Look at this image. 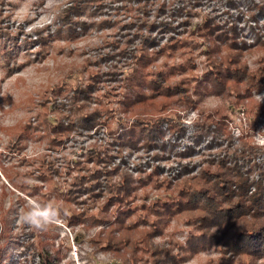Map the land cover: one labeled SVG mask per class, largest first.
Returning a JSON list of instances; mask_svg holds the SVG:
<instances>
[{
    "label": "rangeland",
    "instance_id": "1",
    "mask_svg": "<svg viewBox=\"0 0 264 264\" xmlns=\"http://www.w3.org/2000/svg\"><path fill=\"white\" fill-rule=\"evenodd\" d=\"M216 65L243 66L247 75L213 89L204 77ZM171 66L177 93L145 98L149 88L136 75L153 72L159 81L157 71L166 76ZM257 95H264V0H0V263L38 264L43 250L58 264H225L219 246L187 245L197 231L188 215L162 221L157 235L140 219L150 220V208L175 195L181 180L223 173L219 162L260 176ZM146 115L159 118V134L133 141L131 126ZM242 147L256 153L242 160ZM123 178L135 188L125 208L135 207L120 225L121 210L108 198ZM26 196L54 201L66 215L48 231L30 230L18 223ZM108 235L139 246L107 248Z\"/></svg>",
    "mask_w": 264,
    "mask_h": 264
},
{
    "label": "trees",
    "instance_id": "2",
    "mask_svg": "<svg viewBox=\"0 0 264 264\" xmlns=\"http://www.w3.org/2000/svg\"><path fill=\"white\" fill-rule=\"evenodd\" d=\"M148 41L149 39L146 40V42ZM176 45L177 42L176 44H171L170 48ZM164 49L165 48L162 47L156 52L163 53V51H165ZM168 53L170 52L168 51ZM146 57L152 58L153 56L147 55ZM154 59L156 58H152L151 61ZM172 67L175 68L171 66L166 76L163 75V73L167 72L157 71L156 74L158 75L159 73V76H162L159 81L152 76L154 75L153 72L147 71L144 76L140 78H138V74L136 75L135 81L137 83L139 81H144L147 85L146 87L149 88V92L146 94L145 98L152 100L155 99L157 95L168 94L172 96L177 93L174 87H178L177 85L179 82L174 80L170 81L169 79V76L172 74ZM215 68L216 70H211L209 72L213 73V76L206 73L204 80L211 83L212 86H214L212 88L217 90L221 89L225 91L227 79H235V75H238L236 77L242 79L247 75L243 66L239 65L233 68L225 66L223 69L216 65ZM180 69H182V67ZM181 80L182 82H186L187 78ZM187 98L190 99L189 97ZM139 99L136 98L134 101L132 100L130 104H133V102ZM142 99L143 98H141V100ZM191 101L192 100L189 102ZM134 105L135 104L130 106ZM147 117L148 119L137 118L136 121L138 122L131 126L130 137L133 141L138 140L140 137L146 140H153L151 136L159 134L157 125L158 122L160 123L159 118L146 115V118ZM206 118H208L209 121L208 126L214 123L213 116L208 115ZM148 120L151 121V123L145 124L149 122ZM136 128H138V131L134 130ZM138 132L140 134H138ZM239 152L241 153L240 156L243 155V159L239 155H236L237 157L235 156L234 158L235 162L238 161L237 159L245 160L244 158L248 159L252 157V155L256 153V149L245 148ZM242 152H244V154L246 152L247 154L244 155ZM220 166L226 168L223 173L219 171L209 172L208 170H202L199 176L195 175L190 177L192 180L189 181L188 178H185L179 183L174 184L176 194H171V196L163 200L161 204L150 208V211L147 212V214L151 213L153 216L150 220L141 218L140 221H149L151 225H154L155 227H153V229L156 230L153 233L157 235L164 230L165 225H160L162 221L163 223L168 221L171 216L178 217L188 215L186 220L191 221L193 226L197 229L194 233L192 232V236L186 241L191 249L193 247L192 250H198L199 246L204 248L207 245L214 244L215 246H219V251H222V254L226 255V259L224 258L225 264H264L257 262L252 263L250 260L237 262V258L243 254H248L250 259H264V167L261 166L260 176L257 179H253L240 170L239 163L228 166L225 161H222L218 164L219 168ZM193 184H195V186ZM112 185L113 186L109 187L111 194L108 198L112 201L108 202V205L114 203L117 205L116 208H119L117 211L121 210L115 214V218L117 219L116 222L121 225L126 218L131 217L132 214L130 215L129 212L134 211L135 206L128 208H125V206L131 201L129 196L134 195L135 188L130 178L126 180L123 178L121 182H114ZM143 208L145 209V207L142 206V209ZM77 215H83V212ZM138 221L139 220L136 222L135 220L132 224H136ZM144 239L145 238L142 239L143 242ZM105 241L107 248H113L114 245L117 247L119 244L122 245V243L130 245V238L125 235L122 237L108 235L105 237ZM136 242L135 240V243ZM204 242H206V244H204ZM135 243L130 246H139L135 245ZM143 248L145 249L146 246L144 245ZM38 253V264H58L56 257L52 253H46L43 250H40ZM134 253H132L133 262L141 261V257L138 255L136 256ZM146 263L147 262H143V264ZM167 263L168 259L159 260L155 258L152 260L151 264Z\"/></svg>",
    "mask_w": 264,
    "mask_h": 264
},
{
    "label": "clouds",
    "instance_id": "3",
    "mask_svg": "<svg viewBox=\"0 0 264 264\" xmlns=\"http://www.w3.org/2000/svg\"><path fill=\"white\" fill-rule=\"evenodd\" d=\"M258 101L264 102V95H257ZM186 123L192 124L189 119ZM258 147L264 148V130L259 131L254 137ZM25 184H32L31 178L23 180ZM24 205L18 212V223L27 226L30 230L44 232L48 231L52 226L57 225L66 211L54 201H41L32 196H26Z\"/></svg>",
    "mask_w": 264,
    "mask_h": 264
}]
</instances>
